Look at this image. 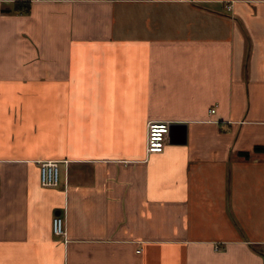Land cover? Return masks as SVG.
I'll return each mask as SVG.
<instances>
[{"label": "crops", "instance_id": "0c3cea01", "mask_svg": "<svg viewBox=\"0 0 264 264\" xmlns=\"http://www.w3.org/2000/svg\"><path fill=\"white\" fill-rule=\"evenodd\" d=\"M0 264H264V0H0Z\"/></svg>", "mask_w": 264, "mask_h": 264}, {"label": "built area", "instance_id": "2783aa9c", "mask_svg": "<svg viewBox=\"0 0 264 264\" xmlns=\"http://www.w3.org/2000/svg\"><path fill=\"white\" fill-rule=\"evenodd\" d=\"M231 6L228 5L227 9ZM211 113L215 109H211ZM170 133V123L168 121H151L147 129L146 150L149 154L162 153L165 150ZM40 180L44 187H57L61 183V170L59 163L54 160L41 161ZM52 232L57 237L66 236L65 220L62 216L56 215L52 221ZM139 252V251H138Z\"/></svg>", "mask_w": 264, "mask_h": 264}, {"label": "trees", "instance_id": "16d2710c", "mask_svg": "<svg viewBox=\"0 0 264 264\" xmlns=\"http://www.w3.org/2000/svg\"><path fill=\"white\" fill-rule=\"evenodd\" d=\"M15 10L16 11L28 12L29 11V3H27V2H18V3L15 4Z\"/></svg>", "mask_w": 264, "mask_h": 264}, {"label": "water", "instance_id": "95a60500", "mask_svg": "<svg viewBox=\"0 0 264 264\" xmlns=\"http://www.w3.org/2000/svg\"><path fill=\"white\" fill-rule=\"evenodd\" d=\"M174 126H175V125H173V124L170 125V133H169V135H171V131H172V128H173Z\"/></svg>", "mask_w": 264, "mask_h": 264}]
</instances>
